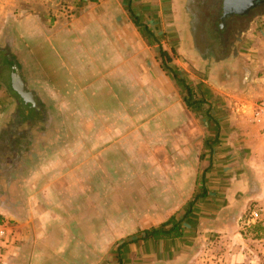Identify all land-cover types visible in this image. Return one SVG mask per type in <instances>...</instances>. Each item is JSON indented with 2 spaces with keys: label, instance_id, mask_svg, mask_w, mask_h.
<instances>
[{
  "label": "crops",
  "instance_id": "1",
  "mask_svg": "<svg viewBox=\"0 0 264 264\" xmlns=\"http://www.w3.org/2000/svg\"><path fill=\"white\" fill-rule=\"evenodd\" d=\"M183 3L0 0V53L12 63L13 91L8 96L0 87V264H202V250L191 253L199 238L196 225L197 233L209 223V232L225 237L234 231L230 220L249 204L264 211V133L245 117L232 116L239 143L250 150L253 168L244 166L253 181L224 164L232 152L218 142L228 138L231 117L217 115L211 92L187 80L194 78L192 64L198 69L207 62L198 57ZM241 23H247L238 30L245 101L232 98L229 68L237 62L231 56L213 62L206 81L223 106L240 110L264 95V71H258L264 15L241 16ZM134 43L144 52L134 55ZM121 59L126 67L118 68ZM219 66L226 68L224 85L214 76ZM146 83L141 91H152L153 103L136 94ZM168 95L178 100L162 110ZM183 126L195 144L189 153L196 173L188 191L182 192L181 181L190 170L174 161L169 179L171 164L159 157L170 151L161 147L140 149L139 155L149 153L150 168L164 171L155 176L165 178L162 189L148 199L145 192L130 195L138 136L172 139L177 149ZM118 180L127 182L123 189ZM123 220L130 232H118ZM167 222L179 223L183 235L145 237V230Z\"/></svg>",
  "mask_w": 264,
  "mask_h": 264
},
{
  "label": "rangeland",
  "instance_id": "2",
  "mask_svg": "<svg viewBox=\"0 0 264 264\" xmlns=\"http://www.w3.org/2000/svg\"><path fill=\"white\" fill-rule=\"evenodd\" d=\"M183 12H187V15H191V23H192V33L195 36L194 47L197 51L199 58H204V60H200L203 66L202 68H195V65L192 64V72L193 77H187L190 86L194 87L195 85H200V88L204 87L211 92L209 99H216V104L219 103V107L216 106L215 112L217 115L226 117L230 114V124L227 126V139H220L219 145L224 147V150H231L232 157L228 160L224 161V164L227 162L233 166L240 175L245 174L247 176L248 181H253V173L252 170H249V174L245 172V166L252 169L253 162L250 161V150L245 151L239 143L238 138V130L237 124L232 123V116L238 117L243 116L248 120L249 124L255 125L260 129L262 126V122L258 121V116L256 114L257 108L256 105L260 99L264 97L258 96L257 99L248 104L244 102L247 107L242 106V110L238 108H227L221 96H214L213 92L209 89V85L206 83L207 79H209V69L211 68L212 63L219 62L221 58H225L226 56H231V58L237 62V65H233L229 68V71L232 73L231 77V90L233 91V101H245V98L242 96V92H240L239 87L244 85V78L242 72L238 70V54L242 51V42L240 41L239 35L244 26H247V23L240 24V17L238 15H233L228 17L225 20V24L221 27V11H222V0H184ZM264 15V3L259 7L252 9L245 17V19L254 18L256 16ZM189 30V29H187ZM239 30V32H238ZM188 31H186L187 33ZM133 54L137 55L141 52H144V47L141 44L134 43ZM1 46L5 47L3 43ZM13 48V47H12ZM20 56V54H17ZM206 58V59H205ZM264 58V57H263ZM120 64L118 68L126 67V60H119ZM135 61V60H134ZM262 66L258 71H264V60L261 61ZM11 66L12 63H9L6 58V54L0 53V87H6L7 94L13 95V91L10 89L11 87ZM214 67V66H213ZM225 67L219 66L218 68H214L215 79L216 82L220 85H224L228 82V79L223 77ZM239 71L241 73H239ZM142 78L141 76H138ZM152 82V81H150ZM148 83L150 89H154V85L152 83ZM227 85V84H226ZM139 91L136 94L149 96L150 103L155 101L152 100L154 97L151 94L152 91L142 92V88L147 87V83L143 85H139ZM220 88V87H219ZM11 90V91H10ZM179 96V94H178ZM169 103H166V106L160 105L161 109H170L174 106V101L178 100V97H173L172 95H168ZM222 103V107H221ZM240 112V113H239ZM200 124V123H199ZM184 125V123H183ZM200 127V125H199ZM201 128V127H200ZM202 129V128H201ZM200 131V130H199ZM181 139H177L176 142L179 148L174 149L172 146V139H159L156 136H151V138H146L145 136L139 135L137 140L135 141V145L133 148V160H132V170L130 172V178L132 182V188L129 186V194L137 195L138 192H145L146 198H150L154 195H157V191L159 188L162 189L160 181L165 179L164 177L157 178V175H165L164 171L158 172L157 169L153 166L150 168L148 163H151L149 159L151 155L146 152L145 157L139 155V150L143 149L152 152L156 151L161 147H166L170 154L168 156H160L159 159L165 160V162L171 164V168L166 171V175L169 179H172L173 175V167L174 161L177 165H181L182 169H188L186 179L181 181L182 184V192H187L186 186L192 182L196 173V165L193 163V148L195 144L194 141L189 139L188 130L185 126H183V133L181 135ZM200 140V139H198ZM264 147V141L261 144ZM200 144L198 141V148ZM182 152L181 155H178L179 152ZM192 152L191 154L189 152ZM248 160L251 162L248 163ZM250 165V166H249ZM150 168V169H149ZM239 168V170L237 169ZM149 169V170H148ZM152 177L150 176V171H153ZM202 170V166L198 165L197 175H200ZM173 180V179H172ZM178 179H174L177 181ZM192 180V181H190ZM118 189H121L124 184L127 182H123L118 180ZM126 181V180H124ZM173 181V183H174ZM161 186V187H160ZM125 188V187H124ZM123 189V188H122ZM132 189V191H131ZM258 209H262V207L258 206L256 202H252L248 205L246 210L238 215L237 219H231L230 227L232 233L225 235V237L220 236L221 234H217L216 232H209L207 228L209 227V223L203 225L200 232L199 227L196 225L195 227V237H199L197 240V244L193 246L192 254H196V252L202 250V264H211L214 262L216 264H264V211H262V216L255 220L254 222H248L251 219L252 212ZM208 222V221H207ZM127 221L123 220V223L119 226L118 232L123 233L130 232L131 228H128ZM205 226V228H204ZM211 247H214L213 251ZM256 258V261L254 260Z\"/></svg>",
  "mask_w": 264,
  "mask_h": 264
},
{
  "label": "water",
  "instance_id": "3",
  "mask_svg": "<svg viewBox=\"0 0 264 264\" xmlns=\"http://www.w3.org/2000/svg\"><path fill=\"white\" fill-rule=\"evenodd\" d=\"M262 3H264V0H222L221 27H223L228 17L247 15Z\"/></svg>",
  "mask_w": 264,
  "mask_h": 264
},
{
  "label": "trees",
  "instance_id": "4",
  "mask_svg": "<svg viewBox=\"0 0 264 264\" xmlns=\"http://www.w3.org/2000/svg\"><path fill=\"white\" fill-rule=\"evenodd\" d=\"M145 237L153 238H175L183 235V229L179 223H164L161 227L144 231Z\"/></svg>",
  "mask_w": 264,
  "mask_h": 264
},
{
  "label": "built area",
  "instance_id": "5",
  "mask_svg": "<svg viewBox=\"0 0 264 264\" xmlns=\"http://www.w3.org/2000/svg\"><path fill=\"white\" fill-rule=\"evenodd\" d=\"M78 1L88 2L91 0H78ZM256 107H257L256 115L258 116V121L262 122L261 130L264 133V97L258 101ZM261 216H262V210H255L252 212L251 218L254 220H258ZM0 234H2V232Z\"/></svg>",
  "mask_w": 264,
  "mask_h": 264
},
{
  "label": "flooded vegetation",
  "instance_id": "6",
  "mask_svg": "<svg viewBox=\"0 0 264 264\" xmlns=\"http://www.w3.org/2000/svg\"><path fill=\"white\" fill-rule=\"evenodd\" d=\"M262 4H263V3H262ZM260 5H261V4H260ZM260 5H259V6H260ZM259 6H256V8L259 7Z\"/></svg>",
  "mask_w": 264,
  "mask_h": 264
}]
</instances>
